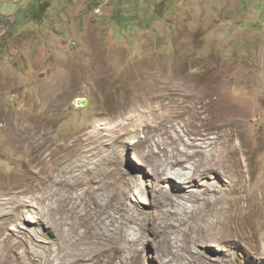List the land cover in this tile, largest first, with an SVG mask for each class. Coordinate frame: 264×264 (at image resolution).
Listing matches in <instances>:
<instances>
[{"label":"rangeland","instance_id":"374dc122","mask_svg":"<svg viewBox=\"0 0 264 264\" xmlns=\"http://www.w3.org/2000/svg\"><path fill=\"white\" fill-rule=\"evenodd\" d=\"M206 84H223L233 100L237 90L249 93L243 97L256 114L240 132L232 129L236 152L226 173L195 178L214 186L228 210L226 230L215 233L221 238L199 240L188 252L185 235L155 219L152 161L141 157L183 147L179 136H216L206 127L208 111L182 89ZM21 123L38 132L29 150L12 141ZM29 154H41L34 170L55 164L63 177L80 181L46 192L43 179L23 172ZM16 174L25 179L11 192L27 189L24 198L42 215L51 199L71 195L65 201L74 210L65 214L79 230L106 225L107 251L96 264H163L172 257L169 237L171 264L192 254L205 264H264V0H0V185ZM91 179L100 185L96 201ZM129 179L137 183L126 194ZM33 216H11L5 235H19L12 229L19 224L28 233L25 242L12 236V244L0 243V264H67L66 250Z\"/></svg>","mask_w":264,"mask_h":264},{"label":"bare ground","instance_id":"6f19581e","mask_svg":"<svg viewBox=\"0 0 264 264\" xmlns=\"http://www.w3.org/2000/svg\"><path fill=\"white\" fill-rule=\"evenodd\" d=\"M220 85L221 87H217L215 84L199 86L188 85L182 88L185 92L190 94L191 97L198 99L195 100V102L200 104L199 107L202 108V110L206 109L208 111L206 127L214 130L216 133L215 137L214 135L213 137H210L208 132H200L198 133V136L195 135L194 137L188 136L189 138L187 137L188 139L186 140L183 139L184 136H179L175 143L179 142L183 145V147L180 148L177 144H175V146H172L173 148L171 147L172 149L170 148V150H167L166 148H161L159 151L148 150L147 154L144 157H141V159L143 158L152 161L150 176L147 175V179L150 181V185L152 184L154 188L158 189L155 219L157 222L159 220V222H161L168 229H173L174 231H178L180 233L182 232L185 235V246L188 252L191 251V244L194 246L199 240H218V231L221 234L222 232H220V230L223 231L226 228L222 222L224 221L225 214L228 210V208L224 209L222 204L223 198L219 196L214 186H208L209 184H205L203 186V182L201 184V182L195 181V178H219L221 172L226 173V171L224 169L222 170V168L228 166L227 163L230 157L236 152L233 142L234 131L232 133V129L235 128L236 132H240L239 128L243 126L246 121H249L251 116H255L256 114L255 108L250 107L247 99L245 98L247 96V98L251 99L249 93L246 95L245 92L237 90L238 93L230 94V96L234 98L238 97L237 100H233L227 98L225 95L227 91H225L223 87L224 85ZM213 93L216 94L215 97H213ZM195 95H200L201 97H197ZM244 95L245 97H243ZM254 101L252 102L255 103ZM16 129L20 131L23 130L21 131L22 134L16 135L12 138V141L18 145L19 148L24 146L29 150V148L32 147L31 145L36 144V141L38 140V132H27V125H23V123L15 124L14 130ZM198 130L200 131L201 129ZM40 157L41 154L39 156H30L29 154V156L25 157L24 163L21 164L25 175H32L36 179L41 178L44 182H46L45 186L48 189L46 192L56 190L55 188H57V185H60L61 183H67L73 181L74 179L80 181V179H78L75 175L71 176V180L67 177H63V175L59 173L58 165L55 164H52L54 166L53 167L48 165V163H43L38 171L34 170L35 164L41 162ZM196 157L198 158L196 159ZM41 171L44 173L40 176L38 175V172L40 173ZM240 177L241 176H238L235 181L239 180ZM19 178L20 175L16 174L13 177L16 181H10L8 183L5 182L4 187L0 185V236L2 235L0 243H5V245L12 244V236H15L16 240H18L19 237L23 238V241L25 242L24 238L27 235L26 233H28V228L26 226L19 224L12 228L15 229L19 235L14 234L13 231L10 233L8 232V234L5 235V229L6 224L14 221L11 216L15 215L25 221L23 213L28 210L34 215L33 221L36 224L45 227L46 233L52 235L53 241L58 245L57 248L61 250L64 249L63 251L66 250L65 256H69L71 258L69 262H66L67 264H79V262L82 264H96V262H100V260H102V256L107 251V244L110 239V233L108 229H106V225H101V222L96 227L86 224L84 230H79L76 221H70L69 217L65 214L66 210L73 209L68 205V199L71 195H65L66 198H68L66 201L65 196L60 197L58 200H55L56 198H54V200L51 199L47 205V215H42L39 205L36 206L32 204L31 198H24V195L28 193L27 189L11 192L14 187H17V185L25 179L23 177L22 179ZM227 178L229 179L228 175ZM130 181L133 183L132 185H128L129 189H127L128 191H126V194L131 190L132 186L137 183L136 180ZM235 181L230 178V180L227 181V184L233 185ZM89 182V192L91 193V198L96 201L98 195L94 194V192L100 185L96 186V181L93 179ZM68 184L69 183L66 185ZM73 185L74 183L71 184L69 188H72ZM193 187H197V190H193ZM103 188H105L104 185ZM103 193L99 195H102ZM127 205L128 204L126 203L121 205L123 211L127 209ZM194 206V209H189ZM210 213L213 215V218L209 221ZM130 216L127 218L123 215L122 219L133 221V215ZM48 221H52L53 224ZM25 223H27V221ZM220 223L222 226L219 225ZM216 232L217 235L215 234ZM227 232L225 231V234ZM225 234L223 236H225ZM58 239L61 240V243H59ZM33 241L34 240L29 242L34 247ZM29 242L26 243L29 244ZM165 242L166 244L168 243L169 249H167L174 258L175 251L171 249L173 246L172 239L170 237L166 238ZM67 248H69V250H67ZM26 251L28 254V260L35 262L33 251H31L28 247L26 248ZM185 256H179L182 261L178 260L176 264H205L195 258L193 254L189 257ZM172 257L163 261V264H171L170 261L173 260Z\"/></svg>","mask_w":264,"mask_h":264}]
</instances>
